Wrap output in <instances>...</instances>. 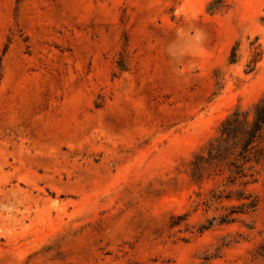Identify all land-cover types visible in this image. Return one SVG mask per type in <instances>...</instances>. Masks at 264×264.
Listing matches in <instances>:
<instances>
[{"label":"rangeland","instance_id":"obj_1","mask_svg":"<svg viewBox=\"0 0 264 264\" xmlns=\"http://www.w3.org/2000/svg\"><path fill=\"white\" fill-rule=\"evenodd\" d=\"M263 96L264 0H0V264H264V157L191 165Z\"/></svg>","mask_w":264,"mask_h":264},{"label":"trees","instance_id":"obj_2","mask_svg":"<svg viewBox=\"0 0 264 264\" xmlns=\"http://www.w3.org/2000/svg\"><path fill=\"white\" fill-rule=\"evenodd\" d=\"M235 55V52L232 53ZM264 157V96L251 111L234 110L220 124L217 136L203 147L191 162L194 173L202 175L206 167L214 166L217 173L227 172L231 184H246L245 179L252 176L254 165ZM193 176V174H192ZM239 200H246L242 191H237ZM229 198V197H227ZM254 201L241 204V208L253 209ZM233 220L223 216L219 224H228ZM212 222L208 223L210 227Z\"/></svg>","mask_w":264,"mask_h":264}]
</instances>
